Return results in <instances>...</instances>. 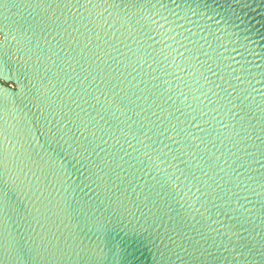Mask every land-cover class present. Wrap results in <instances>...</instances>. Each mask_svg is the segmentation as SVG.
<instances>
[{"label": "water", "instance_id": "water-1", "mask_svg": "<svg viewBox=\"0 0 264 264\" xmlns=\"http://www.w3.org/2000/svg\"><path fill=\"white\" fill-rule=\"evenodd\" d=\"M0 264H264V0H0Z\"/></svg>", "mask_w": 264, "mask_h": 264}]
</instances>
